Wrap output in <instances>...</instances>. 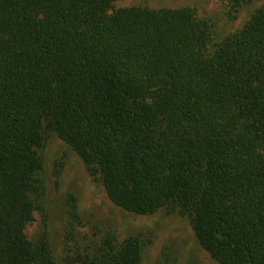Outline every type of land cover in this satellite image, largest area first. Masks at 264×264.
Instances as JSON below:
<instances>
[{
  "label": "trees",
  "instance_id": "1",
  "mask_svg": "<svg viewBox=\"0 0 264 264\" xmlns=\"http://www.w3.org/2000/svg\"><path fill=\"white\" fill-rule=\"evenodd\" d=\"M114 1L0 0V264H51L25 232L44 125L116 205L174 201L219 264H264V3L211 46L189 8ZM143 250L108 231L77 260L142 264Z\"/></svg>",
  "mask_w": 264,
  "mask_h": 264
},
{
  "label": "rangeland",
  "instance_id": "2",
  "mask_svg": "<svg viewBox=\"0 0 264 264\" xmlns=\"http://www.w3.org/2000/svg\"><path fill=\"white\" fill-rule=\"evenodd\" d=\"M264 0H115L111 9L141 6L150 9L189 8L208 26L210 45L240 29ZM43 142L36 147L42 158L43 195L37 198L27 237L44 244L51 264H81L84 253L110 231L119 240L137 234L143 243L142 264H219L198 242L190 216L174 201L151 213H138L113 203L98 172L53 129L44 125ZM76 214L69 216V203Z\"/></svg>",
  "mask_w": 264,
  "mask_h": 264
}]
</instances>
